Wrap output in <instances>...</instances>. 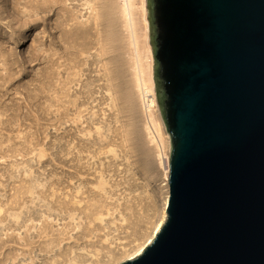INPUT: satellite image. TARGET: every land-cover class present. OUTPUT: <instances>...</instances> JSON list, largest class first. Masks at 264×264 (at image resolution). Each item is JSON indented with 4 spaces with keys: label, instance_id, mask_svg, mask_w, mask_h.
I'll return each mask as SVG.
<instances>
[{
    "label": "rangeland",
    "instance_id": "374dc122",
    "mask_svg": "<svg viewBox=\"0 0 264 264\" xmlns=\"http://www.w3.org/2000/svg\"><path fill=\"white\" fill-rule=\"evenodd\" d=\"M12 1L0 0V73L14 76L0 93V112L8 109L7 117L0 114V218H7L5 211L18 213L31 206L37 195L49 202L58 197L67 211L52 213L53 230L63 229L71 222L67 214H74L82 229L70 233L73 247L99 251L98 259L86 258L85 264H121L146 244L168 201L169 175L162 158L166 130L157 112L158 129L152 126L140 99L135 47L120 18L112 19L108 0H89V5L69 0L64 6L79 18L68 23L72 33L77 22H84L79 41L69 27L61 26L59 10L35 27L25 24L27 18L17 23L6 17ZM11 25L17 31L9 38ZM67 38L75 48L64 61ZM80 41L89 46L81 55L76 45ZM143 46L139 31V54ZM39 49L46 61L35 60ZM53 53L63 56L58 70L48 63ZM77 59L85 65L74 67ZM55 76L60 83L78 80L70 84L65 101H74L85 89L88 100L64 115L67 104L55 106L56 96L62 98V91L53 93ZM56 110L61 113L57 122ZM56 140L66 161L55 153ZM17 233L23 235V229Z\"/></svg>",
    "mask_w": 264,
    "mask_h": 264
},
{
    "label": "water",
    "instance_id": "95a60500",
    "mask_svg": "<svg viewBox=\"0 0 264 264\" xmlns=\"http://www.w3.org/2000/svg\"><path fill=\"white\" fill-rule=\"evenodd\" d=\"M166 220L121 264H264V0H146Z\"/></svg>",
    "mask_w": 264,
    "mask_h": 264
},
{
    "label": "bare ground",
    "instance_id": "6f19581e",
    "mask_svg": "<svg viewBox=\"0 0 264 264\" xmlns=\"http://www.w3.org/2000/svg\"><path fill=\"white\" fill-rule=\"evenodd\" d=\"M21 1L23 0H14L12 1L13 6L9 9L10 11L6 14V17H12L15 22H19L21 18H27L26 25L36 26L39 21L44 23L47 18L54 15V12L56 10H59L61 13L62 18H64L61 21V26L64 25V28L66 29L69 27L68 32H71L72 25L68 24L69 22H72L73 20L79 19L78 17H75L71 14L70 9H66L65 7L69 6L68 1L69 0H26L25 7L20 8ZM84 5H89V0H84ZM112 5L111 8V17L112 19L115 17L120 18V21L122 23V27L125 29V31L128 33L129 38L131 39V44L134 45L135 51H136V68H137V81H139L138 84V90L140 99L143 103V106L145 110L147 111L148 118L150 120V123L154 128L158 129V125L155 122V116L154 114H160V110L157 104L156 100V93H155V84L153 80V54L151 52L150 48V42L147 41V38L149 40V26L147 21V14H146V0H108ZM83 5V6H84ZM65 6V7H64ZM4 10L0 12V20L2 19V15ZM6 12V10H5ZM51 15V16H50ZM33 19L30 20V18ZM2 24V23H1ZM13 24V23H12ZM13 26H15L13 24ZM79 26V27H78ZM84 22L79 21L77 24H75V27L73 28V36L75 37L76 41L80 40V33L83 30ZM11 34L8 36L9 38H12V35L17 31L12 27L11 25ZM20 28V26L18 27ZM139 31H142V37L144 40V46L142 48V51L144 52L142 54L138 53V49L136 47ZM148 31V32H147ZM148 36V37H147ZM2 37L0 36V39ZM70 38V37H69ZM65 39L63 41L64 44L67 45L64 47L65 53L63 55L65 56V60L67 59L68 53L70 50H73L75 48V44L72 45L70 42L68 44L67 40ZM52 41V40H51ZM77 45V52L78 54H82L85 51L89 49V46L86 42L80 41ZM87 45V46H86ZM58 54L53 53L49 55L48 63L52 68H55L58 70L60 68V62L59 59L62 58V55H58L59 57L56 58ZM35 60L39 61H46V58L43 56V50L39 49L35 55ZM142 60L146 61V67L143 65ZM17 64V66H20L21 63L17 62L14 63ZM85 65L84 62H82L80 59L78 61H75L74 67H82ZM58 76L60 73H56ZM78 78L80 77L79 74L75 75ZM56 80L53 82V93L58 94L59 91H62L61 96L62 98L56 96L55 106H59L60 103L64 102V104H67L66 106H63V114L67 115V113L71 109H77L79 106L84 104L88 100V92L89 89H85V92L79 91V97L76 98L74 101H65L67 98H69V89L70 84L74 81L78 80H66L63 83H60L58 78L56 76L54 77ZM11 81H14V76L9 74V72H6L5 74L0 73V93L1 87L4 85H9ZM83 89V87H82ZM1 98V95H0ZM64 99V101L62 100ZM66 102V103H65ZM1 103V101H0ZM8 112V109H3L0 114H3L4 116ZM157 112V113H156ZM60 112L58 110L55 111L54 117H56L55 121L57 122V119L60 117ZM81 114V112L79 113ZM7 117V116H5ZM162 120V119H161ZM163 122V120H162ZM164 124V122H163ZM164 131L166 130L165 124L163 125ZM56 132H58L56 130ZM86 135H90V133H87ZM60 141L56 140L55 144V153L58 155V158L60 160L64 156L63 152L59 149ZM166 153H163V164L166 169V173L168 172L169 175V158H170V142H169V135L166 132ZM37 184V182H35ZM37 186V187H36ZM36 188L41 187V190L45 188V185H35ZM34 195L33 193H31ZM45 197L36 196L34 199L30 200L31 206L23 207L20 212L18 213H12L11 211H5L7 213V218H0V264H36L40 260V264H85L86 258L94 257L98 259L99 251H90L85 248L81 249H75L73 245H76V241H74L72 238L71 232H74L75 229L81 230L82 227L81 223H74L75 217L74 214H67V218L72 222L67 224L63 229L59 230H53V219L51 218L52 213H56L55 211L57 209L62 210V212L67 211L66 207L64 206V203H62L61 199L56 197V199L53 202H49L47 199H44ZM18 202H15V205H18ZM52 203L58 204V208H54L52 206ZM167 203V202H166ZM165 203V204H166ZM166 210V207H165ZM2 212L0 208V213ZM7 220V222H5ZM166 220V211L162 217V220L156 225L151 237L147 240L146 246H148L152 240L154 239L155 235L158 233L162 225L164 224ZM23 229V235L21 233L13 234L16 231ZM81 235V233H77ZM81 238V236H80ZM42 239V240H41ZM72 240V241H71ZM43 242V243H42ZM11 243V244H10ZM73 244V245H72ZM144 245V246H145ZM65 246V248H64ZM140 247L137 252L131 256L126 258L125 260H132L136 258L138 255L141 254V252L146 247ZM20 247V248H19ZM24 249H22V248ZM42 259H41V258ZM99 261V260H96Z\"/></svg>",
    "mask_w": 264,
    "mask_h": 264
}]
</instances>
